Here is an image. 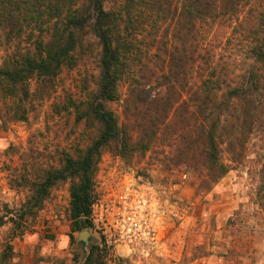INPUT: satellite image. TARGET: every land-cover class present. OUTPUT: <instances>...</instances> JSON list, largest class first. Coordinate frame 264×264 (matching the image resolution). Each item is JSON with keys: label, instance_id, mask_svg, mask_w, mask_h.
<instances>
[{"label": "trees", "instance_id": "16d2710c", "mask_svg": "<svg viewBox=\"0 0 264 264\" xmlns=\"http://www.w3.org/2000/svg\"><path fill=\"white\" fill-rule=\"evenodd\" d=\"M107 3L0 0V128L31 126L52 101L68 127L64 138L72 141L46 154L31 131L25 150L6 151L18 160L7 165L8 184L28 191L23 219L36 215L53 187L69 182L71 243L76 232L94 227L103 154L128 160L160 144L208 187L229 172L222 145L236 154L264 133V0ZM88 62L97 73L76 97L63 75ZM260 178L257 201L264 207V164ZM13 257L12 245L3 246L0 264ZM109 258L103 241L82 264H109Z\"/></svg>", "mask_w": 264, "mask_h": 264}, {"label": "rangeland", "instance_id": "374dc122", "mask_svg": "<svg viewBox=\"0 0 264 264\" xmlns=\"http://www.w3.org/2000/svg\"><path fill=\"white\" fill-rule=\"evenodd\" d=\"M112 2L108 0V7ZM1 55L0 49V59ZM95 67L88 62L64 73L65 88L82 96L97 73ZM51 105L52 101L45 102L31 126L0 128V252L10 243L12 264H82L90 248L103 241L109 264H118V259L127 262L123 264H264V207L257 201L264 164L261 132L236 154L221 146L229 172L208 187L183 158L160 144L128 160L103 154L95 176L94 227L76 232L74 243L69 182L53 187L36 215L21 219L28 191L9 186L7 165L12 158L14 163L18 160L6 151L10 146L25 150L31 131L38 149L46 154L58 146L69 148L72 141L64 138L68 127ZM110 106L123 121L120 103ZM158 151L165 153L155 154ZM84 231L88 236L82 239Z\"/></svg>", "mask_w": 264, "mask_h": 264}, {"label": "water", "instance_id": "95a60500", "mask_svg": "<svg viewBox=\"0 0 264 264\" xmlns=\"http://www.w3.org/2000/svg\"><path fill=\"white\" fill-rule=\"evenodd\" d=\"M80 236H81L82 239H85L88 236V232L87 231L80 232Z\"/></svg>", "mask_w": 264, "mask_h": 264}]
</instances>
